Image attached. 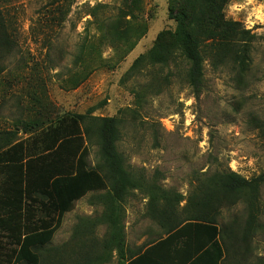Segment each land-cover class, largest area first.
<instances>
[{
    "label": "rangeland",
    "instance_id": "1",
    "mask_svg": "<svg viewBox=\"0 0 264 264\" xmlns=\"http://www.w3.org/2000/svg\"><path fill=\"white\" fill-rule=\"evenodd\" d=\"M51 1L8 0L0 7L9 41L0 47V153L19 142L34 152L32 140L56 119L87 114L117 118L116 149L126 169L143 185L154 183L185 200L214 173L247 180L264 175V0H227L224 20L253 36L247 67L240 72L234 64L230 35L203 41L197 98L186 81L188 63L177 51L165 64L145 58L161 32L174 30L167 0H68L63 23L52 20ZM82 142L89 166L100 165L96 139L82 134ZM6 175L0 173V191ZM248 198L241 194L215 218L224 264H264V182ZM157 199L155 210L163 208ZM185 200L176 207L182 217ZM150 202L130 190L120 203L117 214L123 228L129 223L131 243L137 229L155 225ZM107 209L99 200L91 215L65 214L39 252L40 264H114L105 247ZM40 217L36 210L34 220ZM0 247L3 255L14 248L1 231Z\"/></svg>",
    "mask_w": 264,
    "mask_h": 264
},
{
    "label": "trees",
    "instance_id": "2",
    "mask_svg": "<svg viewBox=\"0 0 264 264\" xmlns=\"http://www.w3.org/2000/svg\"><path fill=\"white\" fill-rule=\"evenodd\" d=\"M7 1L0 0V7ZM226 2L167 0L168 18L174 22V30L170 34L161 32L145 56L152 64H165L171 58V52L177 51L188 63L186 81L195 98L203 83V41L214 37L222 40L230 35L234 64L240 72L247 67L253 36L238 23L224 20ZM48 6L56 7L57 15L52 20L63 23L71 2L52 0ZM3 32L0 22V47L9 43ZM167 40H170L169 45ZM142 59H137L135 64ZM77 62H80L79 57ZM79 83H72V88L78 87ZM53 123L32 140L33 145H38L34 152L19 142L0 153V173L8 171L0 191V231L14 246L10 254L0 252V264L3 258L9 264H40L39 252L51 242L63 216L90 192H103L99 199L108 206L105 218L111 228L105 247L119 252L124 245V228L121 214L117 212L130 190L147 194L152 206L149 211L152 220L170 229L167 238L156 245H173L185 239L184 245L193 247L190 256L180 264H187L192 258V264L199 261L224 264L225 249L215 218L223 207L233 205L241 194L249 195L247 201L256 197L264 175L247 180L230 171L214 173L199 181L197 191L185 200L179 194L159 190L154 183L143 185L126 169L124 158L116 149L119 141L117 118L71 114L59 117ZM82 134L85 138L96 139L100 165L91 167L87 163L88 150L83 145ZM159 195L163 208L155 210L154 203ZM184 200L185 215L182 217L176 207ZM36 210L44 217L34 220ZM152 244L155 243L149 245Z\"/></svg>",
    "mask_w": 264,
    "mask_h": 264
},
{
    "label": "crops",
    "instance_id": "3",
    "mask_svg": "<svg viewBox=\"0 0 264 264\" xmlns=\"http://www.w3.org/2000/svg\"><path fill=\"white\" fill-rule=\"evenodd\" d=\"M94 192H90L80 200L74 203L72 210L66 214L70 216L91 215L94 203L99 202L97 196L92 197ZM99 192H95L97 194ZM101 201V200H100ZM87 203L84 208L82 205ZM154 226L136 230V243L128 241L126 233L129 231V223L124 228V245L119 249H113L112 256L114 264H180L188 258L193 252V247L184 245L185 239H181L173 245H156L157 242L167 238L169 227L159 225L157 222ZM149 240L146 243L145 239ZM151 242L155 244L149 245ZM179 251V254H178ZM183 251V253H180ZM193 258L187 264L193 263ZM197 264H202L201 261Z\"/></svg>",
    "mask_w": 264,
    "mask_h": 264
}]
</instances>
